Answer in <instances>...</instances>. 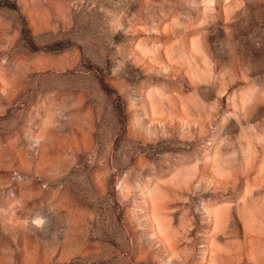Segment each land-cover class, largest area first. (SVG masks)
I'll return each instance as SVG.
<instances>
[{
  "label": "rangeland",
  "instance_id": "rangeland-1",
  "mask_svg": "<svg viewBox=\"0 0 264 264\" xmlns=\"http://www.w3.org/2000/svg\"><path fill=\"white\" fill-rule=\"evenodd\" d=\"M0 264H264V0H0Z\"/></svg>",
  "mask_w": 264,
  "mask_h": 264
}]
</instances>
